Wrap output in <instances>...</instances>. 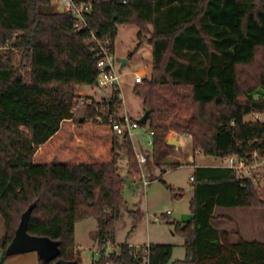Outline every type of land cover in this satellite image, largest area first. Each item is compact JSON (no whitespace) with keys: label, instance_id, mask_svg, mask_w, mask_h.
<instances>
[{"label":"trees","instance_id":"16d2710c","mask_svg":"<svg viewBox=\"0 0 264 264\" xmlns=\"http://www.w3.org/2000/svg\"><path fill=\"white\" fill-rule=\"evenodd\" d=\"M53 2L0 0L1 246L5 252L30 211L27 234L57 249L39 264H81L76 223L107 213L97 238L115 243L125 204L118 146L129 170H140L130 138L116 135L109 120L120 109L119 92L108 103L77 94L97 80L90 34L108 37L114 51L117 27L134 25L135 51L143 44L152 48L151 68L133 87L149 113V170L180 166L164 161L170 129L188 134L192 150L206 156L250 160L256 153L263 159L264 123L245 118L264 114V0H99L81 31L72 14L54 10ZM258 90L263 95L254 99ZM81 99L84 104L71 113ZM192 178L191 218L173 229L185 257L172 264H264V242L234 234L230 243L232 233L211 226L215 207L263 210L256 184L223 167H194ZM118 247L114 261L141 263L132 247ZM171 254L170 245H149V264H168Z\"/></svg>","mask_w":264,"mask_h":264},{"label":"rangeland","instance_id":"374dc122","mask_svg":"<svg viewBox=\"0 0 264 264\" xmlns=\"http://www.w3.org/2000/svg\"><path fill=\"white\" fill-rule=\"evenodd\" d=\"M53 6L54 10L61 11V6L58 3L53 2ZM137 33L138 29L134 25H119L117 27V34L114 39V57L116 59H127L132 54L129 64L122 68L123 80L120 86L122 102L118 114L120 116L127 114L130 118L139 121L144 114L143 104L142 99L133 93V74L135 72L142 73L148 67V62L152 58V48L148 44H143L135 51L138 44ZM149 68H151V65ZM80 88L86 96L93 95V100L97 102L103 100L104 95L109 93L108 90L98 91L90 86ZM78 96L85 97L84 95ZM260 96L258 94L253 97L256 99ZM172 118L173 115H170L169 121ZM245 121L252 122L253 117L248 116ZM258 121L264 123V114L259 116ZM170 131L176 132L170 129L166 134V144L167 141L171 143L167 146L164 161L165 163H175L180 166L171 168L165 165L162 169L154 167L149 170L145 165L143 171L146 175V180L149 181V185L146 187L143 186L139 178L141 170H139V173H133L129 170L124 150L118 146L117 172L124 179L122 197L125 204L121 210V216L114 227L115 241L119 244L139 247V245L144 246L147 242H160L173 246L171 259L168 264L183 260L185 256L183 240L172 233L176 223H185L189 219V201L192 198L193 189L190 178L194 167H221L226 165L223 159L206 156L201 152L195 153L196 151L192 150V146L186 145L185 147L180 144L174 146L173 143L177 142V137H180L179 134L186 133L176 132V134H172ZM146 132H149L148 123L134 131L132 142L135 148L138 149L139 146H142L144 150L151 152L152 147L148 146L151 137ZM182 151L188 152L192 159L189 161L187 156H183ZM178 156L180 157L179 160L176 159ZM192 160L195 166L190 164ZM255 172L264 175V165H260ZM263 180L257 181L255 184L264 199ZM167 212H170V214L167 215ZM230 213V210L226 212L228 215ZM107 216L108 214L104 213L98 218H88L75 224V244L81 255V264H93L99 259L94 256V250L101 245L97 238V231L101 220L106 219ZM156 218H159V220H155ZM248 218L243 220V224L249 225L252 223ZM224 224L226 228L231 227L226 222ZM251 226L253 227V224ZM4 231V222L0 218V264H39L41 257L36 252H21L6 256L1 246Z\"/></svg>","mask_w":264,"mask_h":264},{"label":"built area","instance_id":"2783aa9c","mask_svg":"<svg viewBox=\"0 0 264 264\" xmlns=\"http://www.w3.org/2000/svg\"><path fill=\"white\" fill-rule=\"evenodd\" d=\"M99 0H54V3H58L61 6V10L64 12L71 13L74 18V29L76 31L86 30L87 24L85 23L84 16L89 14L93 2ZM89 40L91 41L92 47L91 51L94 52L98 58L96 63L97 68V80L95 85L91 86L98 91H106L109 93L104 95L103 100L108 103L113 91H118V98L120 105L122 99L120 97V86L122 85V67L121 63L114 57V51L111 50L112 42L108 37L97 38L93 33L90 34ZM119 66V67H118ZM143 73L135 72L133 74L134 85L142 83ZM84 104V100H79L70 109L71 113H74L79 107ZM119 106L116 113L109 117V120L113 122L112 130L118 136L128 135L131 139L134 131H136L141 125L139 121L130 118L127 114L119 115ZM98 120H100L98 118ZM152 137V132H150ZM152 146V140L148 143ZM135 158L141 170V179L144 186H147L149 182L145 179L143 175V169L146 165L147 159L144 153L141 151L135 152ZM226 163L224 168L231 169L234 171L237 177L243 179H250L254 183L263 180L264 175H260L255 172L260 165H264V158L260 159L256 153L251 155V159H238L236 157H230L223 159ZM253 172V173H252ZM193 181V178H190ZM264 183V180H263ZM169 214V212H167ZM136 253H140L141 263L149 264V245L134 247ZM120 251L118 245L110 242L101 244L97 249L94 250V256L106 257L107 260L104 264H122L121 262L114 261V257H119Z\"/></svg>","mask_w":264,"mask_h":264},{"label":"crops","instance_id":"0c3cea01","mask_svg":"<svg viewBox=\"0 0 264 264\" xmlns=\"http://www.w3.org/2000/svg\"><path fill=\"white\" fill-rule=\"evenodd\" d=\"M120 59H123V58H120ZM151 60H152V58H151ZM151 60H150V62H148V67L146 66L147 68H145L142 71V73H144V71L149 69V66L151 65ZM128 63H129V60H128ZM262 93L263 92L261 90H258V91L255 92L254 95H258V94L262 95ZM77 94L78 95H82V96L84 95L85 97H91V98L94 97L93 95L86 96L81 91V88H78ZM260 115H262V114H257V115L251 116V117H253V121L252 122L258 121V118H259ZM146 133H148L149 136L151 137L150 131L146 132ZM170 133L176 134V132H173V131H170ZM177 134H179V133H177ZM179 135H180V137H177L178 138L177 142H175V143H177V146H178V144H180L182 146H185V147H186V145L191 146V139H190V136L188 134H179ZM151 140H152V137H151ZM131 142H132V138H131ZM169 143H171V142L167 141V146H169ZM132 145H133V142H132ZM148 146H151V145L148 144ZM133 148H134L135 152L141 151L144 154L148 153V151L144 150L142 146H139V148L137 149L133 145ZM187 151H188V149H187ZM182 152H183L182 153L183 156H187L188 157L189 161H190V159H192L188 155V152H185V151H182ZM195 153H200V152L196 151ZM176 159L179 160L180 157L178 156V157H176ZM190 164H193V160H192V163H190ZM221 167L224 168V166H221ZM143 175H144V177L146 179V175H145L144 171H143ZM139 178L142 181L141 176ZM133 182H135V181H133ZM142 184H143V182H142ZM144 187H146V186H144ZM192 197H193V189H192ZM228 210H230V212H231L230 215L226 214V212H228ZM169 214H170V212H169ZM169 214H167V215H169ZM190 218H191V214L189 212V219ZM247 218L250 219V221L252 222L251 224H253V227L251 226V224H249V225L243 224L244 223L243 220L247 219ZM155 220H159V218H156ZM224 222L228 223V225H230L231 227L230 228H226ZM211 226L215 230L225 231L227 233H232L230 235V237H229L230 243L236 242L237 237L234 234H237L238 236H240L245 241H249V242L256 241V242H259V243H263L264 242V240H263V232H264V230H263V210L240 209V211H239V209L215 207L214 211H213V220L211 221ZM115 244L116 245H120L119 243H116V241H115ZM154 244L155 245L156 244L165 245V244L160 243V242H156V243L147 242V244H145V245H154ZM75 246L78 249L76 244H75ZM129 246L132 247V248L137 247L136 245H129ZM139 247H141V245H139ZM172 251H173V246H172Z\"/></svg>","mask_w":264,"mask_h":264},{"label":"water","instance_id":"95a60500","mask_svg":"<svg viewBox=\"0 0 264 264\" xmlns=\"http://www.w3.org/2000/svg\"><path fill=\"white\" fill-rule=\"evenodd\" d=\"M121 63V68L125 65H128V60L126 59H116ZM148 112H145L143 116L139 119L140 125H144L148 121ZM174 146H177V143H173ZM30 211H27L21 220V224L19 228L15 231L14 237L10 244L8 245L5 253L6 256H10L13 254H18L21 252H36L41 260L44 262H48L53 259L57 254L56 244L50 242L46 239L34 238L30 237L27 232V223L29 219ZM55 264H78V263H63L56 262Z\"/></svg>","mask_w":264,"mask_h":264}]
</instances>
